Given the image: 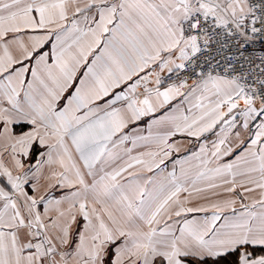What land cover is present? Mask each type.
Wrapping results in <instances>:
<instances>
[{
	"label": "snow or ice",
	"instance_id": "snow-or-ice-1",
	"mask_svg": "<svg viewBox=\"0 0 264 264\" xmlns=\"http://www.w3.org/2000/svg\"><path fill=\"white\" fill-rule=\"evenodd\" d=\"M0 264H264V0H0Z\"/></svg>",
	"mask_w": 264,
	"mask_h": 264
}]
</instances>
